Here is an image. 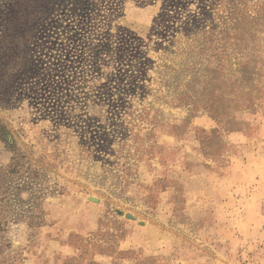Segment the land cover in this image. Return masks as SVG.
<instances>
[{"label": "rangeland", "instance_id": "374dc122", "mask_svg": "<svg viewBox=\"0 0 264 264\" xmlns=\"http://www.w3.org/2000/svg\"><path fill=\"white\" fill-rule=\"evenodd\" d=\"M0 264H264V0H0Z\"/></svg>", "mask_w": 264, "mask_h": 264}]
</instances>
